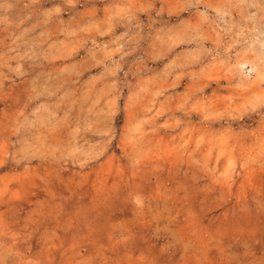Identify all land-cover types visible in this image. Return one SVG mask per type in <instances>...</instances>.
Returning <instances> with one entry per match:
<instances>
[{"label": "rangeland", "instance_id": "obj_1", "mask_svg": "<svg viewBox=\"0 0 264 264\" xmlns=\"http://www.w3.org/2000/svg\"><path fill=\"white\" fill-rule=\"evenodd\" d=\"M0 264H264V0H0Z\"/></svg>", "mask_w": 264, "mask_h": 264}]
</instances>
